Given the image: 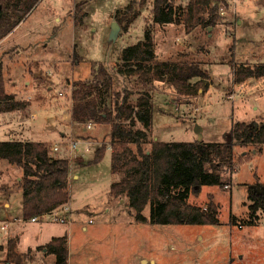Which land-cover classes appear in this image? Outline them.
I'll return each mask as SVG.
<instances>
[{"label":"rangeland","instance_id":"1","mask_svg":"<svg viewBox=\"0 0 264 264\" xmlns=\"http://www.w3.org/2000/svg\"><path fill=\"white\" fill-rule=\"evenodd\" d=\"M82 1L84 20L76 23V6ZM131 1L134 19L125 30L116 14ZM172 1L183 7L189 2ZM140 2L41 0L0 44L7 92L28 102L19 110L0 112V141H46L52 155L67 157L71 165L77 157L81 161L71 174L77 168L79 178L70 176L69 201L54 212L70 222L53 216L34 222L23 217L22 169L0 158V224L8 222L0 231V264H18L16 257L7 256L9 239L16 240L20 255L34 248L19 264H52L55 256L35 247L66 233L69 264H152L151 259L155 264H264V215L255 224L245 222L251 213L250 189L264 183V147L255 152L253 145L236 144L237 167L229 173L228 187L203 186L199 195L189 197L204 207L212 194L220 204L217 225L139 223L126 198L111 196V184L120 178L111 170V150L100 162L88 163L106 142L109 126L93 125L84 133L71 121L73 84L90 79L95 62L113 69L125 48L144 39L147 27L153 29L159 59H195L209 74L207 87L196 96L181 95L168 82L154 83L152 140L224 142L235 122L264 121V77L237 83L234 76L240 65L264 63V0H223L215 25L192 30L184 24L154 25L152 0ZM123 83L120 78L119 87ZM127 86L137 88L133 81ZM83 136L96 142L91 150L82 142L79 151H71L72 140L86 141ZM144 214L150 215L149 206Z\"/></svg>","mask_w":264,"mask_h":264},{"label":"trees","instance_id":"2","mask_svg":"<svg viewBox=\"0 0 264 264\" xmlns=\"http://www.w3.org/2000/svg\"><path fill=\"white\" fill-rule=\"evenodd\" d=\"M41 0H0V41L8 36L39 4ZM223 0H189L186 7L172 0H152L154 25L184 24L188 30L213 26L215 14ZM141 4L144 0H141ZM212 3L216 5L212 6ZM85 1L76 6L75 21L83 22ZM134 2L119 10L116 20L125 30L134 19ZM211 17H204V13ZM235 81L264 77V63L240 65L234 68ZM123 79L122 87L118 80ZM194 78H197L193 81ZM209 74L200 61L180 58L176 62L161 60L155 52L153 29L147 27L143 40L128 46L113 69L104 62L92 65V77L73 84L72 120L87 132L92 126H109L104 143L95 150L89 164L100 162L111 147V170L120 178L110 187L113 198H126L130 213L139 223L220 224V204L212 194L203 207L190 203L189 197L199 195L203 186L229 185V173L236 170V144L253 145L255 152L264 147V121H237L224 142L161 141L151 139L154 114L152 86L157 81L170 83L185 96H196L207 87ZM128 81L137 84L133 89ZM136 96V99H134ZM6 89L4 65L0 61V112L26 107ZM86 140L88 136H83ZM147 145H151L147 148ZM244 155H248L247 153ZM243 156V155H242ZM238 157V160H241ZM0 158L22 169L19 186L23 192V217L32 219L50 214L69 201L72 165L67 157L52 155L46 141L1 140ZM250 217L255 224L264 215V183L250 189ZM150 207V215L144 210ZM260 213V214H259ZM234 223H239L237 219ZM244 223V221H243ZM243 223H239L240 226ZM16 240L9 239L7 256L16 257L19 264L29 258L32 249L20 255ZM44 255H54L52 264H69L68 234L53 236L37 247Z\"/></svg>","mask_w":264,"mask_h":264},{"label":"built area","instance_id":"3","mask_svg":"<svg viewBox=\"0 0 264 264\" xmlns=\"http://www.w3.org/2000/svg\"><path fill=\"white\" fill-rule=\"evenodd\" d=\"M87 127L88 128H91L92 127V123H88V125H87ZM85 143L86 144V151H90L91 150V147H92V144L93 143H96V142H94V141H79V140H72V142L70 143V148H71V151H79V144L80 143ZM108 148L111 150V147L110 146H108ZM53 149L54 150H59V146L58 145H55L54 147H53ZM226 187H228V186H226ZM55 212V211H54ZM54 212H52V213H50V214H44V215H42V216H36V217H33L32 219H31V221H34V222H37V221H41L42 219H44V220H46L47 219V217L48 216H53L54 218H55V220H57V221H59V222H70V219H64V218H62V217H59V216H55V214H54ZM7 226H8V222H3V223H1L0 224V231L1 230H5L6 228H7Z\"/></svg>","mask_w":264,"mask_h":264},{"label":"crops","instance_id":"4","mask_svg":"<svg viewBox=\"0 0 264 264\" xmlns=\"http://www.w3.org/2000/svg\"><path fill=\"white\" fill-rule=\"evenodd\" d=\"M6 38H7V36H6ZM6 38H4L2 41H0V44H2V42H4V40L6 39ZM70 117H71V115H70ZM71 121H72V117H71ZM78 158V157H77ZM76 158V160H75V162L76 163H81V161L80 160H78ZM74 162V164H72L73 166H72V170H71V174H72V172L74 171V166H76V163ZM80 166H81V164H80ZM77 167V166H76ZM71 176H73V179H77V178H79V174L77 173V168H76V170H75V172L73 173V175H71ZM19 178V177H18ZM5 205L6 206H9V203H5ZM64 206V205H63ZM64 207H60V209H63ZM57 210H59L58 208H57ZM57 210H55V212L57 211ZM89 222H90V220H89ZM84 229H86V227L84 226L83 227ZM68 234V233H67ZM53 237V236H52ZM47 243V242H46ZM43 244H45V243H43ZM43 244H39V245H37L36 247H35V249H37V247H39V246H41V245H43ZM68 247H69V237H68ZM30 248H28V250H29ZM31 249H34V248H32L31 247ZM43 253V252H42ZM69 256H70V249H69ZM143 260V262L144 263H147L148 262V260L147 259H145V258H143L142 259ZM151 263L152 264H155L156 263V260L155 259H151Z\"/></svg>","mask_w":264,"mask_h":264}]
</instances>
